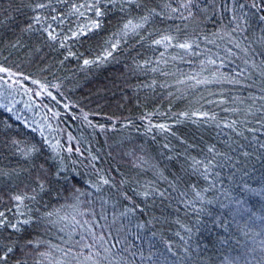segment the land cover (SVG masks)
I'll use <instances>...</instances> for the list:
<instances>
[{
	"label": "trees",
	"instance_id": "obj_1",
	"mask_svg": "<svg viewBox=\"0 0 264 264\" xmlns=\"http://www.w3.org/2000/svg\"><path fill=\"white\" fill-rule=\"evenodd\" d=\"M32 2L0 0V212L30 221L0 228L17 244L7 264H264V12L252 0H193L189 16L186 0H139L106 7L100 29L61 48L40 26L23 31ZM87 2L40 11L62 38L95 19L69 15ZM149 9L159 15L124 35L123 22ZM241 13L246 23L233 19ZM161 35L173 46L154 44ZM116 40L107 60L83 64ZM186 40L190 51L175 46ZM13 141L38 151L25 157ZM144 188L165 196L121 195ZM15 195L35 199L18 208Z\"/></svg>",
	"mask_w": 264,
	"mask_h": 264
},
{
	"label": "snow or ice",
	"instance_id": "obj_2",
	"mask_svg": "<svg viewBox=\"0 0 264 264\" xmlns=\"http://www.w3.org/2000/svg\"><path fill=\"white\" fill-rule=\"evenodd\" d=\"M57 2L58 3H64V2H66V0H57ZM51 3H52V0H47V2H42V0H33V2L31 4H29L28 6L31 7L34 15L31 19V21L23 29V31H25V32L35 31L37 26H40L42 32L46 35L47 39L52 41V42H59V46L61 48H65L67 46V42L69 40H73V41L78 40L81 37L87 36L93 30L100 29L102 27V24H103L102 18L106 14L105 13L106 7H109V6L116 7L119 5L120 11L123 12V11L127 10L124 7V5H128V6L136 5L137 7L140 6L139 0H89V2L82 3L78 6L73 5L72 11L69 13V15L78 14L80 17H84L85 12H90L95 17V19L88 18L89 22L87 24L79 25L77 27V29L74 31L69 30L70 35L66 34V35H63V37L61 38V35H60V33H58L56 31V28H54L51 23H46L48 18L43 16L41 14V11H40L42 9L50 8ZM192 4H193V0H186L185 3L181 4V8H183L185 10H189L190 6ZM245 7H248V5L243 4V3H238L239 9H243ZM251 8L257 10L258 12H264V0H252ZM81 9H84L85 11H81ZM230 10L233 11L234 13L236 12V8H232ZM51 11L55 12L56 9L52 8ZM171 11L172 12H179L180 9L172 8ZM153 15H159V13H157L155 9H149L145 15H142L138 18H128L123 22V26H122L121 31L124 33V35H128L129 33L138 34L139 30L144 28V26L148 23L149 19ZM188 15L189 16L192 15L190 10L188 12ZM246 17H247V13H241V15L239 17H236L234 15L233 19L234 20L238 19V20L246 23L247 22ZM10 18L11 17H9V19ZM181 18H185V17H183V15L181 14ZM259 19L261 21H264V15H261L259 17ZM51 20L53 22H57L59 24H62L64 22L62 15H59V14L58 15H52ZM3 23H4V20L2 18H0V24H3ZM237 29H240L241 31H243V28L241 27L240 23L236 24V27L233 28V31H236ZM174 39H175V37H173L171 35H161V37L159 39L154 40L153 43L156 45H164L165 49H167L168 47L173 46L172 42ZM119 44H120V40H116L115 43H110L109 47L106 48L103 51V54L101 56L97 57L96 60L85 59L83 61V64L84 65H90L93 63L102 62V61L107 60L108 57H111L113 55V52L118 48ZM175 46L180 48V49L185 50L186 52H188L192 49L193 44H192V42H189L186 40L182 43H177ZM236 47L240 48V44H236ZM75 55H76V53H74L71 50V48H68V55L65 57V59H67L68 57H73ZM161 56H163V53H161ZM209 62L215 63V61H209ZM152 70L155 71V69H152ZM8 71H9L8 69L0 67V72H8ZM25 79H27V77H25ZM206 82L207 81H197V83H206ZM230 82L239 83V81H237L235 79H233ZM33 83H38V82L33 81ZM48 95H51V93H48ZM261 99H264V96H262ZM221 102H223V101H221ZM9 111H10V109H9ZM183 115L187 116L188 114L184 113ZM193 115H195V113ZM200 115L202 118H207L209 114L207 112H205V113H201ZM84 119L87 120V114L84 115ZM212 119H215V117L213 116ZM89 123H91V122L89 121ZM235 123L236 122L233 121L232 123L226 124L225 126L234 128ZM154 127L158 128L161 132H167L170 130L169 127L165 124H158V125H155ZM101 128H103L102 125H101ZM149 131H151V127L149 128ZM13 143L17 145L18 150L25 157L31 155L35 151H38V149H36L34 146L32 148L23 149V148H19V142L13 141ZM165 147H167V145H165ZM262 147H264V145H262ZM53 148L55 149V146H53ZM69 151H71V149H69ZM208 152L209 153H215L214 146L209 147ZM92 159L96 160L97 158L95 156H93ZM213 159H214V156H213ZM211 164H212V160H208L207 163H205V161L199 160V159H196L195 157H193L191 166L194 169H196L198 166H203L205 169V172H207L209 170V166ZM93 167H95V165H93ZM46 175L47 174L45 173V176ZM56 175L59 176L60 172H57ZM205 178H207V177H205ZM38 180L40 181V183H39L40 190L43 191L44 184L42 182V177H38ZM100 181L104 185L111 184V181L108 178H105L104 176L100 177ZM97 190H99V189H97ZM77 191H79V190H77ZM121 195L123 196L124 199L132 201L134 196H141L145 199H147L150 196L163 197V196H165V192L155 190V189L149 190L147 188H144L143 190L134 191L133 196H129L127 194V192L121 193ZM197 195H199V194L197 193ZM26 198L35 199V196L26 197L24 195H15L14 197H12V199L17 202L18 208H19V206L23 205L24 200ZM138 208H139V205L133 203L132 208L129 209L128 211L135 212ZM141 211H142V209H141ZM22 214L23 213H21V215ZM126 214L127 213H124V215H126ZM49 215H51V214H49ZM29 222L30 221H28V220H24V221H17L16 223H11L7 220L5 213L0 212V228L9 227L13 231L18 232V231H20L19 225L21 223L28 224ZM77 223H78V221H77ZM101 239H103L102 236H101ZM28 243L30 244L31 241H29ZM85 247H91V245H85ZM16 250H17V244L15 241H11L10 243H5L4 239L0 238V264H7V261L9 260L10 255ZM169 251H171L170 248H169ZM41 255H44V253H41ZM88 258H90V257H88ZM147 259L151 260V256L147 257ZM18 264H19V262H18Z\"/></svg>",
	"mask_w": 264,
	"mask_h": 264
},
{
	"label": "rangeland",
	"instance_id": "obj_3",
	"mask_svg": "<svg viewBox=\"0 0 264 264\" xmlns=\"http://www.w3.org/2000/svg\"><path fill=\"white\" fill-rule=\"evenodd\" d=\"M261 230H262V232H263V234H264V225L262 226ZM262 240H263L262 243H264V235L262 236ZM255 242H256V241H255ZM263 247H264V246H263Z\"/></svg>",
	"mask_w": 264,
	"mask_h": 264
}]
</instances>
